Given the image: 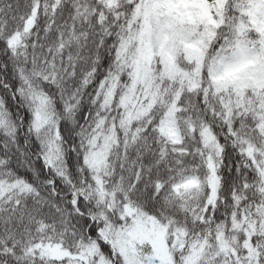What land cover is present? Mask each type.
Here are the masks:
<instances>
[{"label":"snow or ice","instance_id":"snow-or-ice-1","mask_svg":"<svg viewBox=\"0 0 264 264\" xmlns=\"http://www.w3.org/2000/svg\"><path fill=\"white\" fill-rule=\"evenodd\" d=\"M0 264H264V0H0Z\"/></svg>","mask_w":264,"mask_h":264}]
</instances>
